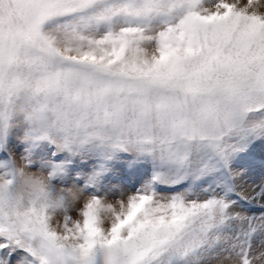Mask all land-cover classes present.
Returning a JSON list of instances; mask_svg holds the SVG:
<instances>
[{"label":"snow or ice","instance_id":"snow-or-ice-1","mask_svg":"<svg viewBox=\"0 0 264 264\" xmlns=\"http://www.w3.org/2000/svg\"><path fill=\"white\" fill-rule=\"evenodd\" d=\"M0 264H264V0H0Z\"/></svg>","mask_w":264,"mask_h":264},{"label":"rangeland","instance_id":"rangeland-1","mask_svg":"<svg viewBox=\"0 0 264 264\" xmlns=\"http://www.w3.org/2000/svg\"><path fill=\"white\" fill-rule=\"evenodd\" d=\"M261 175H262V173H261L259 170H257V171L253 174L252 179H254V180H256L257 182H259V180H260V178H261Z\"/></svg>","mask_w":264,"mask_h":264}]
</instances>
